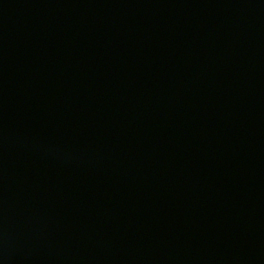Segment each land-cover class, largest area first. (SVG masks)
<instances>
[{"label": "water", "instance_id": "obj_1", "mask_svg": "<svg viewBox=\"0 0 264 264\" xmlns=\"http://www.w3.org/2000/svg\"><path fill=\"white\" fill-rule=\"evenodd\" d=\"M0 264H264V0H0Z\"/></svg>", "mask_w": 264, "mask_h": 264}]
</instances>
